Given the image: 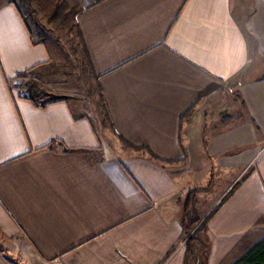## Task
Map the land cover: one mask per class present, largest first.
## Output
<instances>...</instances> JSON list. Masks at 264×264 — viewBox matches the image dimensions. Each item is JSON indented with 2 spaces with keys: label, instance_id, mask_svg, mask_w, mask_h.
<instances>
[{
  "label": "crops",
  "instance_id": "0c3cea01",
  "mask_svg": "<svg viewBox=\"0 0 264 264\" xmlns=\"http://www.w3.org/2000/svg\"><path fill=\"white\" fill-rule=\"evenodd\" d=\"M63 1L101 109L9 89L50 59L1 6L0 264H192L202 169L194 245L233 264L264 237V0Z\"/></svg>",
  "mask_w": 264,
  "mask_h": 264
},
{
  "label": "rangeland",
  "instance_id": "374dc122",
  "mask_svg": "<svg viewBox=\"0 0 264 264\" xmlns=\"http://www.w3.org/2000/svg\"><path fill=\"white\" fill-rule=\"evenodd\" d=\"M28 21L31 28L37 34L35 38L44 37L43 41L39 44L45 46L50 59L49 63L44 67L45 73L43 75H46L42 76L43 79L40 78L44 88L55 95H63L73 99L81 98L82 102L80 103L83 106L85 105L88 111L100 110L101 106L97 88L89 73L88 63L82 46L75 35V28L71 27L73 19L71 18L64 25L55 27L48 24L45 16L39 13L34 18H29ZM71 101L74 102L73 100ZM209 172H211L210 169H202L198 172L196 179H202L203 182L197 185H189L187 189L189 191L186 192L187 196L189 194L192 195L191 193L193 195L196 194V189H199L196 186H205V184H208L206 181L211 176ZM202 206L199 209L205 208L207 201ZM202 227H204L202 221H197L192 224L189 227L188 234L184 236V242H188L190 236H196ZM201 236H203L202 232ZM191 263L203 264V256L193 254L191 256Z\"/></svg>",
  "mask_w": 264,
  "mask_h": 264
},
{
  "label": "trees",
  "instance_id": "16d2710c",
  "mask_svg": "<svg viewBox=\"0 0 264 264\" xmlns=\"http://www.w3.org/2000/svg\"><path fill=\"white\" fill-rule=\"evenodd\" d=\"M13 4L19 14L21 15L27 29L30 32L31 40L33 44H39L43 41L44 37L36 39V32L31 28L28 19L34 18L39 13L43 14L46 18V22L52 26L58 27L66 24L71 18L73 19L72 28H75V35L78 38L84 55L86 57L89 73H90V63L88 59L87 50L84 46L82 34L79 30L78 24L76 22V15L79 13L80 8L69 7L63 0H0V8L4 4ZM35 67H31L24 71H20L16 74L15 77L8 81L9 89H14L17 92L19 98L25 99L33 103L36 107H45L52 102H57L59 100L65 99V96L55 95L47 91L39 72L35 71ZM46 75V74H45ZM44 75V76H45ZM69 151H77L79 149H67ZM153 156V155H151ZM153 158H156L153 156ZM188 195L183 209V218L188 220L189 223L184 226L183 233L186 236L190 230L192 224L200 220V217L197 213V217H194V207L197 203L196 194ZM194 201V204H193ZM192 206V209L189 206ZM205 221V220H204ZM204 221L203 226H204ZM189 241L186 242L187 256L191 257L194 255H202L203 261L205 260L206 251H197L195 248L193 237H189ZM192 238V240H191ZM193 241V242H192ZM206 247V246H205ZM204 247V248H205ZM0 249L2 246L0 245ZM233 264H264V237L256 242L252 247H250L239 259H237Z\"/></svg>",
  "mask_w": 264,
  "mask_h": 264
}]
</instances>
